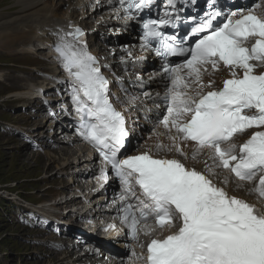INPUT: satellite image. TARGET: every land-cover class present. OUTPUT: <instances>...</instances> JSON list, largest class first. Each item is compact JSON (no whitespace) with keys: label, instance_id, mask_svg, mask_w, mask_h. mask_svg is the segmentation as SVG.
Here are the masks:
<instances>
[{"label":"snow or ice","instance_id":"1","mask_svg":"<svg viewBox=\"0 0 264 264\" xmlns=\"http://www.w3.org/2000/svg\"><path fill=\"white\" fill-rule=\"evenodd\" d=\"M152 2L120 0L126 12L140 11ZM167 5L172 12L145 21L143 27L145 38L150 43L155 40L163 56L183 58L182 63L164 68L171 87L161 125L170 133L174 130L173 149L186 157L180 144L191 143L193 159L207 152L217 168L240 182L259 176L257 191L264 197V71L256 72L264 66V16L241 11L232 14L238 18L221 22L220 13L210 11L198 21L193 18L184 35L169 36L163 29L176 26V0H167ZM83 36L73 28L54 34L53 41L70 78L81 135L126 188L134 182L143 193L139 215L128 205L123 216L132 238L137 239V225L149 217L161 230L175 229L151 239L141 254L144 264H264V210L230 196L181 159L149 152L118 158L128 135L124 117L112 107L108 81L86 51ZM221 67L229 73L222 87H214L213 80L203 82L208 68ZM249 129L255 130L237 145L233 137ZM106 176L102 170V177Z\"/></svg>","mask_w":264,"mask_h":264},{"label":"bare ground","instance_id":"2","mask_svg":"<svg viewBox=\"0 0 264 264\" xmlns=\"http://www.w3.org/2000/svg\"><path fill=\"white\" fill-rule=\"evenodd\" d=\"M68 1L71 2L72 5L68 7V9L64 12L62 16H60V11L65 4L54 5V6H51L49 4L47 5V7H44L41 10L32 12L27 15L18 14L13 18H11L10 20L1 22L0 43L3 45L11 43L15 47L25 48L28 47V45L32 42H39L41 44H47L48 46L53 47L54 34L60 32L61 30L64 31L72 30L71 27L74 22V14L76 13L77 7L81 5V0H77V1L68 0ZM85 1H89V0H85ZM17 2L21 3L22 5L21 11H26L35 6H39V3H45V0H17ZM59 2H65V0H58L57 4ZM94 4L99 5L100 3L99 1H96L94 2ZM95 13L97 14H93L92 11L87 13V18L84 21V23L87 26L91 25V28L97 27V29L105 30V32H110L109 28L107 29L104 28L103 23L110 22L113 19L112 15L109 12L104 11V8L102 7L96 10ZM99 21L102 22V25H97ZM116 29L118 28L117 27L111 28V31L113 32V30ZM109 34H110L109 39L112 42L115 39V37L114 35H111V33ZM130 37H131V43L122 44L123 45L122 46L116 42L112 45L111 49H109L108 51H106L107 50L106 47L101 48L100 49L101 54L108 55L110 56L111 59H116V60L132 59L142 56L151 58L154 61L156 60L155 58H152L149 55V52L147 51H145L144 53H139L136 49H133L134 46H139V40H137L136 35L133 33L130 34ZM91 41L92 39L89 40V42ZM112 51H115L114 57L111 56ZM157 75L158 73L147 75L148 76L147 79L154 78ZM127 98H130L129 95H127ZM134 102L135 101H133L130 98V100L127 102V105H132ZM132 110H134V108ZM142 126L143 123H140L139 119L135 117L134 130L136 135H134L133 141L137 142L139 137L137 134L139 133L137 132V129L141 128ZM148 127L151 128L153 133H150L149 135L145 136L144 140L142 141V144L146 146V148L151 149L160 155L177 156L182 160H184L185 162H187L189 165L194 166L196 169L205 170L207 174H209L216 181H219L221 184L224 181H227L229 183L231 182L230 184L223 183L225 190L227 191L232 190L234 194L250 200L256 206H260L264 204V200H261L254 196L253 186H250V184L247 183L238 182L234 180L232 177H228L225 171L216 167L215 162L211 158L209 153L207 152L200 153L196 156L195 159H193L192 154L194 150L192 146L189 145V147L187 148L189 155L186 157L181 156L180 152L175 151L172 147L170 136L174 133V130L172 133H170L161 124L149 125ZM71 143H74V141H71ZM161 145L162 147H158ZM24 146L28 147V143H26ZM80 152L81 150L79 148L65 147V146L63 147L62 145L59 148L57 147L51 149L50 151H46L45 156L47 157V160L44 163L45 166L44 173H47L48 169L55 166L56 164H61L63 162H64L63 167L60 168L61 170H65L68 166H69L68 169H72L74 167L72 161L69 162H65V161L69 160L72 156ZM31 157L32 156L29 155V158L33 160V158ZM38 162L39 160L38 157L36 156L33 164L35 165L39 164ZM77 163H79V161H77ZM209 169H212L213 171L210 172ZM80 176L81 173H78V177ZM44 177L45 176H42L40 178H44ZM49 178L52 179V175L49 176ZM72 179H77V178L74 177L70 178V180ZM77 182L80 183V180H77ZM103 199L104 196L100 192L94 195V200L100 205L104 204L103 202H101ZM112 213L113 212L109 211L106 212L105 214H112ZM118 264H129V262L124 261Z\"/></svg>","mask_w":264,"mask_h":264},{"label":"rangeland","instance_id":"3","mask_svg":"<svg viewBox=\"0 0 264 264\" xmlns=\"http://www.w3.org/2000/svg\"><path fill=\"white\" fill-rule=\"evenodd\" d=\"M52 1V0H51ZM4 0H0V6L3 5ZM13 3V2H12ZM54 5V4H52ZM67 6V4H66ZM62 14L63 11H60ZM5 12L0 13V23L3 22L1 19L5 15ZM40 43L34 42V50L42 51L40 49ZM6 53L10 52V49L2 47ZM3 55V52L0 51V56ZM21 54H12L11 58L3 57L0 58V71L3 72L2 77L5 78L6 82L0 81V98L5 99L4 95L9 92L10 89H13V85H10L8 81L12 83L21 76L22 78H36V68H39L43 65V61L40 59H36L31 55V58H27L25 55L18 58ZM25 62H23V60ZM13 61L14 63H10ZM33 64V65H29ZM24 72H28L24 75ZM16 94L10 93L8 96ZM4 105H6L5 101H3ZM25 116V115H24ZM0 181L1 179L4 183L9 184L13 183L12 180H22V182H27V184H22V186H27L28 189H33L32 193H35V197L46 198L50 195L46 196L43 192H41L37 187H41V183L39 178L44 173V163L46 161L42 160V156H38L37 153L27 150L23 143L18 142V146L20 149H14L17 147L16 144L12 142L5 143L6 137L5 135L9 134V127L12 126L9 123H20L21 115L18 113L12 112L7 113L6 108L4 110L0 109ZM10 135V134H9ZM13 136V135H11ZM55 150V149H54ZM17 151V152H16ZM33 158L30 159L29 155ZM38 157L39 164H33L34 159ZM47 160V157H45ZM31 162V163H30ZM41 164V165H40ZM58 168L53 166L48 169V175H54ZM58 174L52 176L56 177ZM36 186L34 185V183ZM4 184V185H6ZM45 185H52L53 183L44 182ZM60 183L53 184V188H51L52 192L61 188L59 186ZM246 188V187H245ZM5 208V206H4ZM1 209L0 206V262L1 264H49L48 261H51L44 257L41 261L36 258L29 257V254H35L42 252L41 246L37 244H32L31 241L28 240L35 230L27 229L21 225L15 224L11 217L8 214H5V211ZM43 248V246H42ZM21 252V253H19ZM28 260V262H24ZM44 260V261H43Z\"/></svg>","mask_w":264,"mask_h":264}]
</instances>
